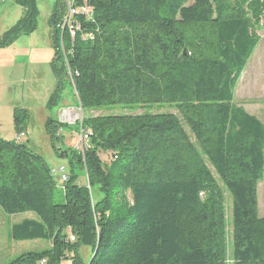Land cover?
Wrapping results in <instances>:
<instances>
[{
	"label": "trees",
	"instance_id": "1",
	"mask_svg": "<svg viewBox=\"0 0 264 264\" xmlns=\"http://www.w3.org/2000/svg\"><path fill=\"white\" fill-rule=\"evenodd\" d=\"M13 2L24 11L0 47L37 26L36 0ZM83 4L88 11L78 10ZM73 6L71 21L81 27L74 38L65 30L61 39L56 28L63 0L49 16L56 84L46 107L57 106L69 85L82 112L101 113L74 124L88 135L82 151L63 146L60 125L46 120L54 154L67 160L61 202L43 157L22 140L0 137V208L35 215L13 224L11 236L49 243L5 264H226L223 188L232 198V264H264V124L234 100L260 39L264 0ZM17 110L24 109L13 116L19 133L25 112ZM82 246L91 250L85 263Z\"/></svg>",
	"mask_w": 264,
	"mask_h": 264
},
{
	"label": "rangeland",
	"instance_id": "2",
	"mask_svg": "<svg viewBox=\"0 0 264 264\" xmlns=\"http://www.w3.org/2000/svg\"><path fill=\"white\" fill-rule=\"evenodd\" d=\"M56 0H37L40 11L38 17L37 30L28 36H20L8 47L0 49V56H53L50 49V29L48 20L52 9V4ZM192 0H189L191 2ZM21 15V8L13 0H6L0 3V38ZM259 35V42L247 64L235 88L234 100L242 103L245 110L256 116L264 124V20L256 25ZM51 50V52H50ZM40 60V61H39ZM5 70L0 65V137L5 140H12L15 124L14 112L17 109H24L25 118L20 122L22 131L26 135L20 140L35 152H37L47 164L55 169L59 165H64L67 172V160L61 159L54 154L51 146L50 136L46 132V120L48 117L54 118L60 125V134L63 138L62 145L75 148L80 151L81 145L78 134L75 132L74 124L86 115H97L100 111L84 113L75 103L71 93V86L66 85L61 92V98L57 106L49 109L47 102L51 93L54 91L56 78L48 66L47 62L38 61L27 66H15L13 74L9 68ZM14 105L11 110L8 107ZM68 110L76 114V118L71 120L69 116H63V111ZM115 109V112H119ZM137 110L136 113L143 112ZM152 112H172L177 111L172 107H156L150 109ZM17 110V114H22ZM65 115V114H64ZM76 122V123H75ZM20 133V132H19ZM24 133V134H25ZM87 142L82 143V149ZM56 147L60 146L58 140L55 141ZM104 156V154H102ZM108 157L102 159L108 163ZM54 178L58 181V176ZM82 184L85 181L84 175L80 172L78 179ZM55 193V201L61 202L62 188L58 182ZM88 187V183H87ZM223 188V187H222ZM224 195V215H225V243H226V264H232L231 257V209L232 198L228 191L223 188ZM258 214L264 216V174L258 183ZM32 212L17 214H6L0 208V264H5L17 255L28 251H40L49 246L45 240H25L16 241L11 236V226L19 223L25 218H34ZM91 250L87 246L78 249L79 259L85 263L89 259ZM62 264H71V260H65Z\"/></svg>",
	"mask_w": 264,
	"mask_h": 264
},
{
	"label": "built area",
	"instance_id": "3",
	"mask_svg": "<svg viewBox=\"0 0 264 264\" xmlns=\"http://www.w3.org/2000/svg\"><path fill=\"white\" fill-rule=\"evenodd\" d=\"M4 1L5 0H0V3L4 2ZM63 1H64V13H63L60 21H58L56 23V28H58L61 31V39H62V33L65 30H66V32L70 38H74L79 32H81L80 25L71 21L72 15L76 11V9H74L73 0H63ZM78 10L86 12L89 10V6L86 4H83ZM61 49L63 51V54H65L62 46H61ZM64 112H65V110L63 111V113ZM76 133L79 136L80 145H81L80 151H82L83 150L82 149V143L87 142L88 135H87L86 131H84L82 129V127H80V130ZM24 135L25 134L23 132H20L17 134L16 139L20 140L22 137H24ZM52 174L54 176H55V174L58 176L57 182L61 187H63L64 182L68 178V173L66 172V167L64 165H60L57 168L52 169ZM70 239L74 240L73 237H71Z\"/></svg>",
	"mask_w": 264,
	"mask_h": 264
},
{
	"label": "crops",
	"instance_id": "4",
	"mask_svg": "<svg viewBox=\"0 0 264 264\" xmlns=\"http://www.w3.org/2000/svg\"><path fill=\"white\" fill-rule=\"evenodd\" d=\"M6 1V0H5ZM4 1V2H5ZM36 4H37V7H38V2H37V0H36ZM17 5V4H16ZM19 6V5H18ZM53 6H54V3L52 4V8H53ZM20 8H21V15H20V17L22 16V13H23V11H24V9L21 7V6H19ZM38 10H39V8H38ZM52 10V9H51ZM39 14H40V11H39ZM19 17V18H20ZM38 17H39V15H38ZM18 18V19H19ZM17 19V20H18ZM16 20V21H17ZM15 21V22H16ZM14 22V23H15ZM13 23V24H14ZM12 24V25H13ZM48 24H49V20H48ZM11 25V26H12ZM37 26H38V20H37ZM37 26H36V28L31 32V33H29V34H26V35H21V36H29L30 37V35L31 34H33L36 30H37ZM49 27H50V24H49ZM7 30V29H6ZM48 31H50V36H51V27H50V29L48 30ZM20 37V36H19ZM17 40V39H16ZM15 40V41H16ZM14 41V42H15ZM13 42V43H14ZM13 43H11L10 45H14ZM9 45V46H10ZM50 49H52V47H51V38H50ZM8 47V46H7ZM2 48H4V47H0V49H2ZM53 50V49H52ZM50 52H51V50H50ZM53 57V56H52ZM38 58H40V59H42V62H47V64H48V66L51 68V61H52V58H51V56H30V53L29 54H27V53H25V55L24 56H0V65H1V68H3V69H5V70H8V69H6V68H9V70H11V72H12V74H13V69H14V67L15 66H27V65H29V64H34V62H36V61H38ZM40 61V60H39ZM52 70V69H51ZM14 105H11V106H9L8 107V110H11L12 109V107H13ZM25 133V132H24ZM17 134L18 133H16L15 131H14V135H13V138L12 139H16V136H17ZM25 135H26V133H25ZM60 166V165H59Z\"/></svg>",
	"mask_w": 264,
	"mask_h": 264
},
{
	"label": "bare ground",
	"instance_id": "5",
	"mask_svg": "<svg viewBox=\"0 0 264 264\" xmlns=\"http://www.w3.org/2000/svg\"><path fill=\"white\" fill-rule=\"evenodd\" d=\"M65 114V115H64ZM63 116H69L71 120L76 118V114H73L72 112L65 110V112L62 114Z\"/></svg>",
	"mask_w": 264,
	"mask_h": 264
},
{
	"label": "water",
	"instance_id": "6",
	"mask_svg": "<svg viewBox=\"0 0 264 264\" xmlns=\"http://www.w3.org/2000/svg\"><path fill=\"white\" fill-rule=\"evenodd\" d=\"M80 108V107H79ZM80 110H81V108H80ZM76 123V122H75Z\"/></svg>",
	"mask_w": 264,
	"mask_h": 264
}]
</instances>
